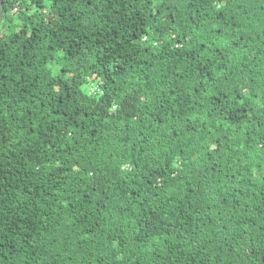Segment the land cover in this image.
Instances as JSON below:
<instances>
[{"label": "trees", "instance_id": "1", "mask_svg": "<svg viewBox=\"0 0 264 264\" xmlns=\"http://www.w3.org/2000/svg\"><path fill=\"white\" fill-rule=\"evenodd\" d=\"M0 264H264V0H0Z\"/></svg>", "mask_w": 264, "mask_h": 264}, {"label": "built area", "instance_id": "2", "mask_svg": "<svg viewBox=\"0 0 264 264\" xmlns=\"http://www.w3.org/2000/svg\"><path fill=\"white\" fill-rule=\"evenodd\" d=\"M86 89L89 94H96L98 92L97 86L95 87V85L91 83L87 84Z\"/></svg>", "mask_w": 264, "mask_h": 264}]
</instances>
